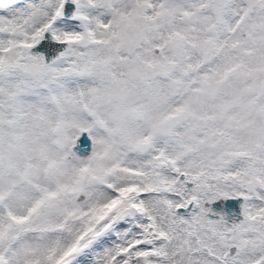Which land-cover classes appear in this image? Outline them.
Returning <instances> with one entry per match:
<instances>
[{"label":"snow or ice","instance_id":"1","mask_svg":"<svg viewBox=\"0 0 264 264\" xmlns=\"http://www.w3.org/2000/svg\"><path fill=\"white\" fill-rule=\"evenodd\" d=\"M0 264H264V0H0Z\"/></svg>","mask_w":264,"mask_h":264}]
</instances>
